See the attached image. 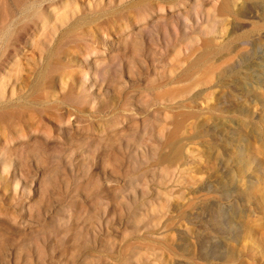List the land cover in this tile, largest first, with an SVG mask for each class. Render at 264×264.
I'll return each instance as SVG.
<instances>
[{
	"label": "rangeland",
	"instance_id": "374dc122",
	"mask_svg": "<svg viewBox=\"0 0 264 264\" xmlns=\"http://www.w3.org/2000/svg\"><path fill=\"white\" fill-rule=\"evenodd\" d=\"M0 264H264V0H0Z\"/></svg>",
	"mask_w": 264,
	"mask_h": 264
}]
</instances>
